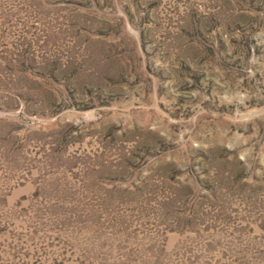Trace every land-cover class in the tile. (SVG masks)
I'll return each instance as SVG.
<instances>
[{
  "label": "rangeland",
  "instance_id": "374dc122",
  "mask_svg": "<svg viewBox=\"0 0 264 264\" xmlns=\"http://www.w3.org/2000/svg\"><path fill=\"white\" fill-rule=\"evenodd\" d=\"M0 264H264V0H0Z\"/></svg>",
  "mask_w": 264,
  "mask_h": 264
}]
</instances>
